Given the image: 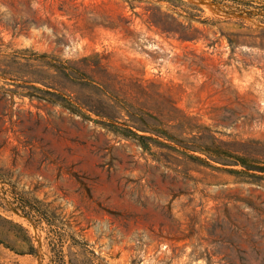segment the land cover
I'll list each match as a JSON object with an SVG mask.
<instances>
[{"label": "rangeland", "instance_id": "374dc122", "mask_svg": "<svg viewBox=\"0 0 264 264\" xmlns=\"http://www.w3.org/2000/svg\"><path fill=\"white\" fill-rule=\"evenodd\" d=\"M149 1L0 0V264H264V0Z\"/></svg>", "mask_w": 264, "mask_h": 264}, {"label": "trees", "instance_id": "16d2710c", "mask_svg": "<svg viewBox=\"0 0 264 264\" xmlns=\"http://www.w3.org/2000/svg\"><path fill=\"white\" fill-rule=\"evenodd\" d=\"M127 2H141V1H147V2H150L149 0H126ZM157 1H168V0H157ZM176 1V0H175ZM178 1V0H177ZM213 1H215V2H217V3H224V1H234V2H237V3H242V4H249V5H251L252 3H251V1L252 0H213ZM179 2L181 3V4H186L187 6H189V7H191L192 5H190V4H187V3H184L183 1H180L179 0ZM172 5H173V7L174 8H176V9H178L179 11H181V12H184L185 13V15L189 18V19H193V18H195L197 15L196 14H194V13H191V12H189V11H187V10H185V8H183V7H179V5H177V4H174V3H171ZM193 8H197V7H194V6H192ZM198 9V8H197ZM200 10V9H199Z\"/></svg>", "mask_w": 264, "mask_h": 264}]
</instances>
